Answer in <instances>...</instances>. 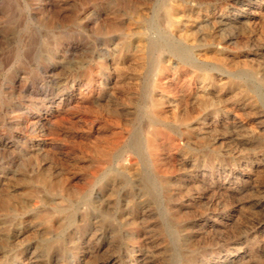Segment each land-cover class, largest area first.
I'll list each match as a JSON object with an SVG mask.
<instances>
[{
  "label": "rangeland",
  "instance_id": "rangeland-1",
  "mask_svg": "<svg viewBox=\"0 0 264 264\" xmlns=\"http://www.w3.org/2000/svg\"><path fill=\"white\" fill-rule=\"evenodd\" d=\"M0 264H264V0H0Z\"/></svg>",
  "mask_w": 264,
  "mask_h": 264
},
{
  "label": "bare ground",
  "instance_id": "bare-ground-1",
  "mask_svg": "<svg viewBox=\"0 0 264 264\" xmlns=\"http://www.w3.org/2000/svg\"><path fill=\"white\" fill-rule=\"evenodd\" d=\"M184 1H185V0H184ZM182 12H183V11H182ZM169 14H170V13H169ZM184 14H185V13H183V15H184ZM185 15H186V14H185ZM181 17H182V16H181ZM181 17H180V19H181ZM185 18H186V17H185ZM145 22H146V21H145ZM185 22H186V21H185ZM178 23H179V22H178ZM186 23H187V22H186ZM130 26H131V25H130ZM134 26H135V25H134ZM179 26H180V25H179ZM149 27H150V26H149ZM151 27H152V26H151ZM145 28H146V25H145ZM179 28H180V27H179ZM137 29H138V28H137ZM148 29H149V28H148ZM148 29H147V30H148ZM129 31H130V30H129ZM138 31H139V30H138ZM138 31H137V32H138ZM186 31H187V30H186ZM186 31H185V33H186ZM140 32H141V31H140ZM140 32H139V33H140ZM182 32H183V30H182ZM130 33H131V32H130ZM157 33H158V32H157ZM133 34H134V33H133ZM154 34H155V33H154ZM154 34H153V35H154ZM159 35H160V34H159ZM162 37H163V36H162ZM126 38H127V37H126ZM159 38H160V37H159ZM124 39H125V38H124ZM155 39H156V38H155ZM128 41H129V39H128ZM143 41H144V40H143ZM143 41H142V42H143ZM156 41H157V40H156ZM174 41H175V40H174ZM142 42H141V43H142ZM160 42H161V39H160ZM122 43H123V42H122ZM133 43H134V42H133ZM164 43H166V42H164ZM169 43H170V42H169ZM135 44H136V43H135ZM146 44H148V41H147ZM172 44H173V43H172ZM165 45H166V44H165ZM168 45H170V44H168ZM168 45H167V46H168ZM182 45H183V44H182ZM122 46H123V45H122ZM137 46H138V45H137ZM165 47H166V46H165ZM182 47H183V46H182ZM135 48H136V47H135ZM139 48H140V47H138V49H139ZM141 48H142V47H141ZM173 48H174V47H173ZM173 48H172V49H173ZM180 49H181V48H180ZM133 50H134V49H133ZM144 50H146V48H145ZM173 50H174V49H173ZM182 50H183V49H182ZM134 51H135V50H134ZM168 51H170V50L168 49ZM184 51H185V50H184ZM174 52H175V50H174ZM184 53H185V52H184ZM122 54H123V53H122ZM153 54H154V53H153ZM155 54H156V53H155ZM105 55H106V54H105ZM117 55H118V54H117ZM108 56H109V55H108ZM121 56H122V55H121ZM129 56H130V55H129ZM115 57H116V56H115ZM172 57H173V56H172ZM182 57H183V56H182ZM186 57H187V56H186ZM195 57H196V56H195ZM168 58H169V57H168ZM192 58H193V57H191V59H192ZM197 58H198V57H197ZM125 59H126V58H125ZM131 59H132V58H131ZM151 59H152V58H151ZM183 59H184V58H183ZM189 59H190V58H189ZM191 59H190V60H191ZM198 60H200V59H198ZM105 61H106V60H105ZM167 61H168V60H167ZM176 61H177V60H176ZM181 61H183V60H181ZM191 61L193 62V60H191ZM200 61H201V60H200ZM200 61H199V62H200ZM123 62H124V61H123ZM143 62H144V61H143ZM147 62H148V61H147ZM189 62H190V61H189ZM202 62H204V61H202ZM172 63H173V62H172ZM174 63H175V62H174ZM114 64H115V63H114ZM149 64H150V62H149ZM152 64H153V63H152ZM168 64H169V63H168ZM119 65H121V64H119ZM131 65H132V62H131ZM111 66H112V65H111ZM161 66H163V65H161ZM128 67H129V66H128ZM148 67H149V66H148ZM158 67H159V66H158ZM178 67H179V66H178ZM109 69H110V68H109ZM111 69H112V68H111ZM143 69H144V68H143ZM150 69H151V68H150ZM178 69H179V68H178ZM185 69H186V68H185ZM156 70H157V69H156ZM163 70H164V69H163ZM172 70H173V69H172ZM172 70H171V71H172ZM175 70H176V69H175ZM179 70H180V69H179ZM145 71H146V70H145ZM160 71H161V70H160ZM164 71H165V70H164ZM173 71H174V70H173ZM189 71H190V70H189ZM45 72H46V70H45ZM49 72H50V71H49ZM157 72H158V70H157ZM158 74H159V73H158ZM173 74H174V73H173ZM48 75H49V74H48ZM76 75H77V74H76ZM103 75H105V74L103 73ZM77 76H78V75H77ZM110 76H111V75H110ZM148 76H149V75H148ZM204 76H205V75H204ZM143 77H144V76H143ZM83 78H85V77H83ZM109 78H110V77H109ZM144 78H145V77H144ZM198 78H199V77H198ZM200 78H201V77H200ZM100 79H101V78H100ZM133 80H134V79H133ZM135 80H136V79H135ZM165 80H166V79H165ZM205 80H206V79H205ZM47 81H48V80H47ZM101 81H103V80H101ZM101 81H100L99 83H101ZM114 81H115V80H114ZM129 81L132 82V80H129ZM137 81H138V80H137ZM169 81H170V80H169ZM169 81H168V82H169ZM199 81L202 82L201 80H199ZM57 82H58V81H57ZM105 82H106V81H105ZM108 82H109V81H108ZM133 82H134V81H133ZM135 82H136V81H135ZM135 82H134V83H135ZM72 83H73V82H72ZM95 83H96V82H95ZM142 83H143V82H142ZM171 83H172V82H171ZM44 84H45V83H44ZM49 84H51V83H49ZM58 84H59V83H58ZM104 84H105V83H104ZM161 84H162V83H161ZM197 84H198V83H197ZM53 85H54V82H53ZM92 85H93V84H92ZM109 85H110V84H109ZM109 85H107V86H109ZM133 85H135V84H133ZM47 86H48V85H47ZM59 86H60V85H59ZM59 86H58V87H59ZM105 86H106V85H105ZM137 86H138V84H137ZM159 86H160V85H159ZM166 86H167V85H166ZM187 86H188V85H187ZM193 86H194V85H193ZM198 86H199V85H198ZM56 87H57V86H56ZM80 87H81V86H80ZM80 87H79V88H80ZM82 87H83V86H82ZM93 87H94V86H93ZM99 87H100V86H99ZM99 87H98V88H99ZM140 87H141V86H140ZM191 87H192V86H191ZM199 87H200V86H199ZM42 88H44V87H42ZM90 88H91V86H90ZM132 88H133V87H132ZM193 88H194V87H193ZM44 89H45V88H44ZM44 89H43V91H44ZM57 89H58V88H57ZM163 89H165V88H163ZM198 89H200V88H198ZM39 90H40V89H39ZM63 90H64V89H63ZM79 90H80V89H79ZM91 90H92V89H91ZM109 90H110V89H109ZM194 90H195V88H194ZM35 91H36V90H35ZM76 91H78V90H76ZM81 91H82V89H81ZM88 91H89V90H88ZM98 91H99V90H98ZM135 91H136V90H135ZM161 91H162V90H161ZM165 91H167V90H165ZM200 91H201V90H200ZM70 92H71V91H70ZM79 92H80V91H79ZM47 93H48V92H47ZM53 93H54V91H53ZM63 93H64V92H63ZM90 93H91V92H90ZM81 94H82V93H81ZM84 94H85V93H84ZM96 94H97V93H96ZM96 94H95V95H96ZM107 94H108V93H107ZM109 94H110V93H109ZM173 94H175V93H173ZM97 95H98V94H97ZM131 95H132V94H131ZM164 95H165V94H164ZM175 95H176V94H175ZM110 96H111V95H110ZM137 96H138V95H137ZM153 96H156V95H153ZM41 97H42V96H41ZM64 97H65V96H64ZM69 97H70V96H69ZM92 97H93V96H91V98H92ZM145 97H146V96H145ZM45 98H46V97H45ZM48 98H49V97H48ZM161 98H162V96H161ZM78 99H79V98H78ZM82 99H83V98H82ZM136 99H137V98H136ZM138 99H139V98H138ZM169 99H170V97H169ZM173 99H174V98H173ZM58 100H59V99H58ZM60 100H61V99H60ZM83 100H84V99H83ZM127 100H128V99H127ZM143 100L145 101V99H143ZM51 101H52V100H51ZM99 101H100V100H99ZM129 101H130V100H129ZM144 101H143V102H144ZM170 101H171V100H170ZM188 101H189V100H188ZM45 102H46V101H45ZM52 102H53V101H52ZM59 102H60V101H59ZM62 102H63V101H62ZM78 102H79V101H78ZM82 102H83V101H82ZM94 102H95V101H94ZM97 102H98V100H97ZM162 102H163V101H162ZM167 102H169V101H167ZM196 102H197V101H196ZM46 103H47V102H46ZM70 103H71V102H70ZM92 103H93V102H92ZM131 103H132V102H131ZM154 103H155V102H154ZM156 103H157V102H156ZM156 103H155V104H156ZM170 103H171V102H170ZM36 104H37V103H36ZM36 104H35V105H36ZM78 104L81 105L80 103H78ZM165 104H168V103H165ZM35 105H34V106H35ZM46 105H47V104H46ZM50 105H51V104H50ZM58 105H59V104H58ZM66 105H67V104H66ZM86 105H87V104H86ZM148 105H149V104H148ZM47 106H48V105H47ZM74 106H75V105H74ZM82 107H83V106H82ZM145 107H146V106H145ZM195 107H196V106H195ZM75 108H76V107H75ZM148 108H149V107H148ZM202 108H203V107H202ZM35 109H36V107H35ZM48 109H49V108H48ZM51 109H52V108H51ZM54 109H55V108H54ZM70 109H71V108H70ZM72 109H73V108H72ZM87 109H88V107H87ZM132 109H133V108H132ZM41 110H42V109H41ZM133 110H134V109H133ZM137 110H138V109H137ZM139 110H140V109H139ZM166 110H167V109H166ZM18 111H19V110H18ZM39 111H40V110H39ZM141 111H143V109H142ZM156 111H157V110H156ZM156 111H155V112H156ZM196 111H197V110H196ZM42 112H43V111H42ZM124 112H125V111H124ZM124 112H123V113H124ZM153 112H154V110H153ZM193 112H194V111H193ZM23 113H25V111H24ZM64 113H65V111H64ZM127 113H128V112H127ZM143 113H144V112H143ZM19 114H20V113H19ZM124 114H125V113H124ZM162 114H164V113H162ZM193 114H194V113H193ZM58 115H59V113H58ZM196 115H197V114H196ZM19 116H20V115H19ZM62 116H63V115H62ZM133 116H134V115H133ZM136 116H137V115H136ZM45 117H46V116H45ZM129 117H130V116H129ZM131 117H132V116H131ZM159 117H161V116L159 115ZM159 117H158V118H159ZM198 117H199V116H198ZM58 118H59V117H58ZM126 118H127V117H126ZM145 118H146V117H145ZM168 118H169V117H168ZM168 118H167V119H168ZM170 118H171V117H170ZM187 118H188V117H187ZM24 119H25V118H24ZM47 119H48V118H47ZM112 119H113V118H112ZM127 119H128V118H127ZM139 119H140V118H139ZM167 119H166V120H167ZM172 119H173V118H172ZM32 120H33V119H32ZM32 120H31V122H32ZM52 120H53V119H52ZM114 120H115V119H114ZM130 120H131V119H130ZM147 120H148V119H147ZM176 120H177V118H176ZM176 120H175V121H176ZM196 120H197V119H196ZM25 121H26V120H25ZM106 121H107V119H106ZM138 121H139V120H138ZM145 121H146V120H145ZM175 121H173V122H175ZM180 121H182V120H180ZM191 121H192V120H191ZM193 121H195V120L193 119ZM31 122H30V123H31ZM50 122H51V121H50ZM108 122H109V121H108ZM120 122H121V121H120ZM141 122H142V121H141ZM154 122H155V121H154ZM184 122H185V121H184ZM195 122H196V121H195ZM195 122H194V123H195ZM149 123H151V122H149ZM175 123H176V122H175ZM197 123H198V122H197ZM200 123H201V122H200ZM52 124H53V123H52ZM125 124H126V123H125ZM127 124H128V123H127ZM127 124H126V125H127ZM187 124H188V123H187ZM201 124H202V123H201ZM26 125H27V124H26ZM133 125H135V124H133ZM142 125H143V124H142ZM175 125H176V124H175ZM178 125H179V124H178ZM185 125H186V124H185ZM188 125H189V124H188ZM192 125H193V124H192ZM197 125H198V124H197ZM33 126H34V125H33ZM50 126H52V125H50ZM110 126H111V125H110ZM113 126H114V125H113ZM137 126H138V125H137ZM137 126H136V127H137ZM158 126H159V125H158ZM165 126H166V125H165ZM193 126H194V125H193ZM198 126H199V125H198ZM35 127H36V126H35ZM42 127H43V126H42ZM119 127H120V124H119ZM146 127H147V126H146ZM146 127H145V129H146ZM203 128H204V127H203ZM32 129H33V128H32ZM35 129H36V128H35ZM41 129H42V128H41ZM104 129H105V128H104ZM115 129H116V128H115ZM117 129H118V128H117ZM123 129H124V128H123ZM128 129H129V128H128ZM189 129H190V128H189ZM199 129H200V128H199ZM135 130H136V128H135ZM183 130H184V129H183ZM33 131H34V130H33ZM45 131H46V130H45ZM146 131H147V130H146ZM151 131H152V130H151ZM203 131H204V130H203ZM34 132H35V131H34ZM113 132H115V131H113ZM139 132H140V131H139ZM46 133H47V132H46ZM111 133H112V131H111ZM124 133H125V132H124ZM149 133H151V132L149 131ZM149 133H146V134H149ZM187 133H189V132H187ZM193 133H194V132H193ZM195 133H196V132H195ZM43 134H44V133H43ZM127 134H129V133H127ZM158 134H159V133H157V132H155V133L153 132L152 134H149L148 137H147V135H146V137H147L146 140L148 141L149 147H150L152 150H153V148H156V147L158 146V139H157V138H158ZM181 134H182V133H181ZM45 135H46V134H45ZM122 135H123V134H122ZM160 135H161V134H160ZM186 135H187V134H186ZM187 136H188V135H187ZM199 136H200V135H199ZM124 137H125V136H124ZM163 137H164V136H163ZM165 137H166V136H165ZM169 137H170V136H169ZM115 138H116V137H115ZM159 138H160V137H159ZM171 138H172V137H171ZM176 138H177V137H176ZM117 139H118V138H117ZM120 139H121V138H120ZM177 139H178V138H177ZM34 140H35V138H34ZM40 140H41V138H40ZM125 140H126V139H125ZM128 140H129V139H128ZM141 140H142V139H141ZM180 140H181V139H180ZM121 141L124 142V139H122ZM162 141H163V140H162ZM166 141H168V139H167ZM185 141H186V140H185ZM188 141H189V139H188ZM190 141H191V140H190ZM23 142H24V141H23ZM112 142H113V141H112ZM112 142H111V143H112ZM114 142H115V141H114ZM159 142H160V141H159ZM177 142H178V140H177ZM55 143H56V142H55ZM118 143L120 144V142H118ZM172 143H173V142H172ZM37 144H38V143H37ZM98 144H99V143H98ZM102 144H103V142H102ZM164 144H165V143H164ZM174 144H176V143H174ZM174 144H173V145H174ZM185 144H186V143H185ZM33 145H34V144H33ZM45 145H46V144H45ZM47 145H48V144H47ZM55 145H56V144H55ZM93 145H94V144H93ZM115 145H116V144H115ZM125 145H126V144H125ZM161 145H162V144H161ZM173 145H172V146H173ZM189 145H190V144H189ZM189 145H188V146H189ZM13 146H14V145H13ZM39 146H40V145H39ZM49 146H50V145H49ZM119 146H120V145H119ZM119 146H118V147H119ZM172 146H171V147H172ZM43 147H44V146H43ZM90 147H91V146H90ZM120 147H121V146H120ZM144 147H145V146H144ZM20 148H21V147H20ZM49 148H50V147H49ZM121 148H122V147H121ZM161 148H162V147H161ZM117 149H118V148H117ZM171 149H172V148H171ZM173 149H174V148H173ZM114 150H115V148H114ZM118 150H119V149H118ZM175 150H176V149H175ZM175 150H173V151H175ZM97 151H98V150H97ZM173 151H172V152H173ZM178 151H179V150H178ZM112 152H113V151H112ZM115 152H116V151H115ZM115 152H114V153H115ZM143 152H144V151H143ZM186 152H187V151H186ZM186 152H185V153H186ZM154 153H155V152L153 151L152 154L155 155ZM177 153H178V152H177ZM92 154H93V153H92ZM167 154H168V153H167ZM167 154H166V155H167ZM180 154H181V153H180ZM89 155H90V154H89ZM103 155H104V157L106 158V160H109L110 156L113 155V154H112L110 151H107V150H106V151L103 152ZM159 155H160V154H159ZM162 156H163V155H162ZM162 156H161V157H162ZM97 157H98V156H97ZM155 157H156V156H155ZM157 157H159V156H157ZM165 157H166V156H165ZM174 157H175V156H174ZM100 158H101V157H100ZM112 158H113V157H112ZM87 159H88V158H87ZM149 159H150V158H149ZM153 159H154V158H153ZM150 160H151V159H150ZM160 160H161V159H160ZM168 160H169V159H168ZM166 161H167V160H166ZM90 162H91V161H90ZM93 162H94V161H93ZM104 162H105V161H104ZM106 162H107V161H106ZM129 162H130V161H129ZM160 162H161V161H160ZM174 162H175V161H174ZM96 163H97V162H96ZM175 163H176V162H175ZM183 163H184V162H183ZM87 164H88V162H87ZM98 164H99V163H98ZM103 164H104V163H103ZM100 165H101V164H100ZM131 166H132V165H131ZM134 166H136V165H134ZM169 166H170V165H169ZM177 166H178V165H177ZM179 166H180V165H179ZM81 167H82V166H81ZM84 167H85V166H84ZM84 167H83V168H84ZM161 167H162V166H161ZM181 167H182V166H181ZM184 167H185V166H184ZM97 168H98V167H97ZM97 168H96V170H98ZM179 168H180V167H179ZM90 169H91V168H90ZM115 169H116V168H115ZM123 169H124V168H123ZM123 169H122V170H123ZM162 169H163V168H162ZM180 169H181V168H180ZM186 169H187V168H185V170H186ZM88 170H89V169H88ZM88 170H87V171H88ZM127 170H128V169H127ZM130 170H131V169H130ZM130 170L128 171V173L130 172ZM133 170H134V168L132 169V171H133ZM84 171H85V170H84ZM165 171H166V169H165ZM167 171H168V170H167ZM181 171H182V170H181ZM92 172H93V173H92ZM97 172H98V171H97ZM97 172H94V171L92 170L91 173H90V171H89L90 174L88 175L87 180L84 179V181H86V183H85V187H84V188H86V186H87V188H89V187L92 186V184L94 183L96 177H99V176L96 175ZM101 172H102V171H101ZM162 172H163V170L161 171L160 176H161ZM174 172H175V171H174ZM124 173H125V172H124ZM170 173H171V172H170ZM178 174H179V173H178ZM164 175H165V174H164ZM48 176H49V175H48ZM50 176H51V175H50ZM162 176H163V175H162ZM165 176H166V175H165ZM183 176H184V175H183ZM80 177H81V176H80ZM132 177H133V176H132ZM48 178H49V177H48ZM29 179H30V178H29ZM149 179H150V178H149ZM177 179H178V178H177ZM80 180H81V179H80ZM139 180H140V179H139ZM38 182H39V181H38ZM74 182H75V181H74ZM76 182H77V181H76ZM70 183H71V182H70ZM120 183H121V182H120ZM136 183H137V181H136ZM163 183H164V182H163ZM118 184H119V183H118ZM122 184H123V183H122ZM38 185H39V184H38ZM71 185H72V183H71ZM14 186H15V185H14ZM72 186H73V185H72ZM75 186H76V185H75ZM75 186H74V187H75ZM34 187H35V186H34ZM122 187H123V186H122ZM84 188H76V189L73 191V192H74L73 194H77V195H78V194H81V195H82V194L84 193ZM120 188H121V187H120ZM137 188L139 189V187H137ZM31 189H32V188H31ZM92 189H93V188H92ZM32 190H33V189H32ZM97 190H98V189H97ZM157 190H158V189H157ZM30 191H31V190H30ZM85 193H86V192H85ZM108 193H109V192H108ZM62 194H63V193H62ZM158 194H159V192H158ZM102 195H103V194H102ZM102 195H101V196H102ZM107 195H108V194H107ZM140 195H141V194H140ZM73 196H74V195H73ZM167 196H168V194H167ZM28 197H29V196H28ZM33 197H34V196H33ZM95 197H96V195H95ZM97 197H98V196H97ZM78 198H79V197H78ZM78 198H77V199H78ZM101 198H102V197H101ZM162 198H163V197H162ZM89 199H90V198H89ZM128 199H129V197H128ZM54 200H55V199H54ZM86 200H87V199H86ZM138 200H139V199H138ZM183 200H184V199H183ZM35 201H36V199H35ZM48 201H49V200H48ZM55 201H57V200H55ZM58 201H59V200H58ZM82 201H83V200H82ZM106 201H107V200H106ZM28 202H29V201H28ZM30 202H31V201H30ZM52 202H53V201H52ZM63 202H64V201H63ZM72 202H73V201H72ZM85 202H86V201H85ZM34 203H35V202L33 201V204H34ZM50 203H51V202H50ZM58 203H60V202H58ZM65 203H66V201H65ZM74 203H75V202H74ZM99 203H100V202H99ZM127 203H128V202H127ZM177 203H178V202H177ZM16 204H17V203H16ZM55 204H56V203H55ZM129 204H130V202H129ZM149 204H150V203H149ZM17 205H18V204H17ZM37 205H38V204H37ZM48 205H50V204L48 203ZM85 205H87V204H85ZM92 205H93V203H92ZM94 205H95V204H94ZM99 205H100V204H99ZM182 205H183V204H182ZM18 206H19V205H18ZM31 206H32V205H31ZM31 206H30V207H31ZM50 206H52V205H50ZM90 206H91V205H90ZM129 206H130V205H129ZM144 206H145V205H144ZM16 207H17V206H16ZM97 207H98V206H97ZM146 207H147V206H146ZM146 207H145V209H146ZM161 207H162V206H161ZM22 208H23V207H22ZM90 208H91V207H90ZM106 208H107V207H106ZM20 209H21V207H20ZM38 209H40V208H38ZM112 209H113V207H112ZM161 209H162V208H161ZM14 210H15V209H14ZM49 210H50V209H49ZM130 210H131V208H130ZM143 210H144V209H143ZM130 212H131V211H130ZM153 212H154V211H153ZM169 212H170V210H169ZM52 213H53V212H52ZM124 213H125V212H124ZM140 213H141V212H140ZM149 213H150V212H149ZM46 214H47V213H46ZM127 215H128V214H127ZM145 215H146V214H145ZM142 216H143V214H142ZM153 216H154V215H153ZM47 217H48V216H47ZM47 217H46V218H47ZM49 217H50V216H49ZM53 217H54V216H53ZM146 217H147V216H146ZM51 218H52V217H51ZM55 218H56V217H55ZM55 218H54V219H55ZM149 218H150V217H149ZM48 219H49V218H48ZM140 219H141V218H140ZM45 220H46V219H45ZM28 221H29V220H28ZM52 221H53V220H52ZM37 222H38V221H37ZM30 223H31V222H30ZM38 223H39V222H38ZM47 223H49V222H47ZM49 224H50V223H49ZM139 224H140V223H139ZM141 225H142V224H141ZM26 226H27V225H26ZM43 226H44V225H43ZM43 226H41V227H43ZM30 227H31V226H30ZM147 227H148V226H147ZM31 228H32V227H31ZM28 229H30V228H28ZM35 229H36V228H35ZM144 229H145V228H144ZM145 231H146V230H145ZM134 232H135V231H134ZM145 233H146V232H145ZM17 235H18V234H17ZM146 235H147V234H146ZM135 237H136V236H135ZM143 237H144V236H143ZM16 238H17V237H16ZM140 238H141V237H140ZM140 238H139V239H140ZM136 239H137V238H136ZM145 239H147V238H145ZM148 239H149V238H148ZM150 239H151V238H150ZM147 241H148V240H147ZM154 241H155V240H154ZM157 241H159V240H157ZM155 242H156V241H155ZM140 243H141V242H140ZM151 243H152V242H151ZM156 243H157V242H156ZM146 244H147V243H146ZM141 245H142V244H141ZM141 245H140V246H141ZM153 245H154V244H153ZM30 250H31V249H30ZM135 250H136V249H135ZM137 252H138V251H137ZM15 254H16V253H15ZM16 256H17V255H16ZM27 256H28V255H27ZM18 258H19V257H18ZM20 259H21V258H20ZM29 259H30V258H29ZM25 261H26V259H25ZM30 261H31V259H30Z\"/></svg>",
  "mask_w": 264,
  "mask_h": 264
}]
</instances>
